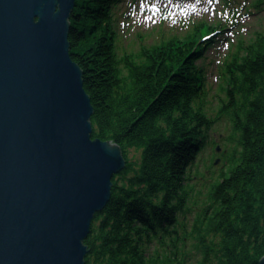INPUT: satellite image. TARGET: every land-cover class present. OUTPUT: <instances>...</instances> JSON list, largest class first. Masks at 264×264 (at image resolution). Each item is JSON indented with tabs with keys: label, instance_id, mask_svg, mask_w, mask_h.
<instances>
[{
	"label": "trees",
	"instance_id": "obj_1",
	"mask_svg": "<svg viewBox=\"0 0 264 264\" xmlns=\"http://www.w3.org/2000/svg\"><path fill=\"white\" fill-rule=\"evenodd\" d=\"M76 1L70 52L94 107L92 136L121 146L127 160L84 241L86 264H260L264 27L225 62V98L213 116L205 109L204 72L195 61L217 26L195 24L184 35L120 55L110 14L118 0ZM252 5L262 9L264 0ZM222 120L229 122V135L212 140L210 131ZM221 140L224 165L218 174L208 169V181L194 190L193 177L207 174H192L202 160L197 157L210 143L218 154ZM130 149L139 157L129 158Z\"/></svg>",
	"mask_w": 264,
	"mask_h": 264
},
{
	"label": "water",
	"instance_id": "obj_2",
	"mask_svg": "<svg viewBox=\"0 0 264 264\" xmlns=\"http://www.w3.org/2000/svg\"><path fill=\"white\" fill-rule=\"evenodd\" d=\"M76 5L0 0V264H86L84 241L127 164L121 146L92 136L70 52Z\"/></svg>",
	"mask_w": 264,
	"mask_h": 264
},
{
	"label": "rangeland",
	"instance_id": "obj_3",
	"mask_svg": "<svg viewBox=\"0 0 264 264\" xmlns=\"http://www.w3.org/2000/svg\"><path fill=\"white\" fill-rule=\"evenodd\" d=\"M253 2L254 0H237L236 3H226L225 0H118L110 9L118 54L137 53L141 45H150L173 33L184 35L195 24L217 26V30L210 36L211 45L204 56L195 61L204 72L207 92L204 97L205 109L215 116L221 99L225 98V62L239 51L240 46L242 52L239 54H242L245 45L264 27V7L257 9L252 5ZM227 135L229 122L226 120L216 123L210 131V137L216 141H219L218 136L221 139ZM210 145L197 157L200 159L202 156L200 164L191 170L192 174L197 169L204 172L207 170V174L203 176H192L190 184L196 191L208 181V169L218 174L220 167L224 165V157L220 155L225 147L223 140L218 145V154ZM139 155V150L130 149L129 158ZM210 156L218 157L214 160V165L211 164Z\"/></svg>",
	"mask_w": 264,
	"mask_h": 264
}]
</instances>
